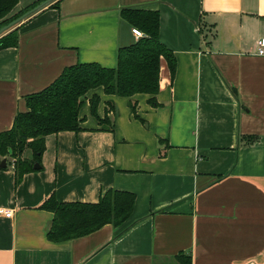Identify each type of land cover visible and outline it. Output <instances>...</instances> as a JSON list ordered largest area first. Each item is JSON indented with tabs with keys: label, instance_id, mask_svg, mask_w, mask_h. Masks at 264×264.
Segmentation results:
<instances>
[{
	"label": "crops",
	"instance_id": "1",
	"mask_svg": "<svg viewBox=\"0 0 264 264\" xmlns=\"http://www.w3.org/2000/svg\"><path fill=\"white\" fill-rule=\"evenodd\" d=\"M40 1L19 0L10 17ZM55 1L0 36L18 31L17 46L0 50V133L67 68H116L138 41L125 9L159 11L176 72L162 62L158 107L98 90V115L115 130L87 105L83 130L47 136L41 169L19 181L8 159L0 209L13 217L0 216V264H264V0ZM109 190L136 197L123 227L49 240L48 198L98 203Z\"/></svg>",
	"mask_w": 264,
	"mask_h": 264
},
{
	"label": "trees",
	"instance_id": "2",
	"mask_svg": "<svg viewBox=\"0 0 264 264\" xmlns=\"http://www.w3.org/2000/svg\"><path fill=\"white\" fill-rule=\"evenodd\" d=\"M45 1L10 17L19 0H0V29ZM60 1L56 0L50 7L58 8ZM122 17L143 31L145 37L119 50L116 68H105L96 63L67 68L49 87L27 97V111L16 116L9 131L0 133V164L6 157L13 159L17 181L37 171L35 164L41 166L47 136L83 130L82 125L86 122L83 111L87 105L101 130H115L114 121L108 116L101 119L98 115L101 104L98 90L101 89L105 96L128 99L148 95L150 105L158 107L156 97L163 83L162 62L167 63L172 79L177 65L174 52L160 39V13L125 9ZM17 43L18 31L15 29L0 38V50L16 47ZM107 107L109 111H115L112 102H107ZM130 108L136 116L137 104L131 101ZM135 201L134 194L118 190H109L98 203H60L50 197L41 206L54 216L48 238L53 242H64L92 235L108 225L121 228L131 218ZM186 264H191L190 258Z\"/></svg>",
	"mask_w": 264,
	"mask_h": 264
},
{
	"label": "water",
	"instance_id": "3",
	"mask_svg": "<svg viewBox=\"0 0 264 264\" xmlns=\"http://www.w3.org/2000/svg\"><path fill=\"white\" fill-rule=\"evenodd\" d=\"M55 0H46L45 2L41 3L40 5H38L37 7H35L33 10L27 12L26 14H24L23 16H21L20 18H18L17 20L13 21L12 23H10L9 25L3 27L0 29V36L6 32H8L9 30H11L13 27H15L16 25H18L20 22H22L23 20H25L27 17H29L30 15L36 13L37 11L41 10L42 8H44L45 6L49 5L50 3L54 2ZM8 157L4 158L3 161L0 164V169H4L7 167V162H8ZM34 169L35 170H40L41 166L38 164L34 165Z\"/></svg>",
	"mask_w": 264,
	"mask_h": 264
},
{
	"label": "built area",
	"instance_id": "4",
	"mask_svg": "<svg viewBox=\"0 0 264 264\" xmlns=\"http://www.w3.org/2000/svg\"><path fill=\"white\" fill-rule=\"evenodd\" d=\"M132 33L137 40H140L145 37V34L138 28H133ZM257 54L259 56L264 57V39H260L257 42ZM13 163L14 161L12 162V165L14 166ZM0 216H3L7 219H11L13 217V211L7 209H0ZM249 264H255V263H249Z\"/></svg>",
	"mask_w": 264,
	"mask_h": 264
},
{
	"label": "rangeland",
	"instance_id": "5",
	"mask_svg": "<svg viewBox=\"0 0 264 264\" xmlns=\"http://www.w3.org/2000/svg\"><path fill=\"white\" fill-rule=\"evenodd\" d=\"M158 12H159V11H158ZM204 28H205V27H203V25L200 26V29H201V30H204ZM142 32H143V31H142ZM143 33H144V32H143ZM144 34H145V33H144ZM105 126H107V125H105Z\"/></svg>",
	"mask_w": 264,
	"mask_h": 264
}]
</instances>
